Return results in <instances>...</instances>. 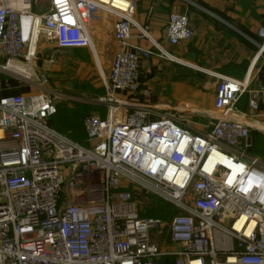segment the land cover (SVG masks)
Instances as JSON below:
<instances>
[{"label": "built area", "instance_id": "obj_1", "mask_svg": "<svg viewBox=\"0 0 264 264\" xmlns=\"http://www.w3.org/2000/svg\"><path fill=\"white\" fill-rule=\"evenodd\" d=\"M95 10L118 18L119 50L96 102L107 117L84 119V145L51 126L63 96L48 89L45 74L37 78L33 62L43 42L91 49ZM133 29L148 37L133 0H0V74L23 66L14 76L39 91L0 98V264H160L165 257L173 264H264V163L248 154L253 127L246 123L261 118L264 84L249 90L219 76L217 119L194 132L118 98L140 92L139 53L151 55L131 44ZM195 34L186 14L170 15L171 46ZM258 36L264 40V28ZM245 94L249 113L237 109ZM136 191L169 209L143 217ZM165 229L174 254L162 249Z\"/></svg>", "mask_w": 264, "mask_h": 264}, {"label": "crops", "instance_id": "obj_2", "mask_svg": "<svg viewBox=\"0 0 264 264\" xmlns=\"http://www.w3.org/2000/svg\"><path fill=\"white\" fill-rule=\"evenodd\" d=\"M135 19L147 33L144 37L133 29L131 44L150 52L141 56V90L135 95L121 93L119 99L132 104L149 106L159 114L171 115L194 132H206L215 121V99L219 76H226L244 83L249 90L264 84V52L260 48L264 40L258 33L264 28V0H133ZM116 7L122 8L120 2ZM172 14H186L195 31V37L179 46H171L166 39V28ZM118 18L102 10L90 14L87 31L92 41L91 49L61 50L54 43H41L37 56L43 52L45 60L36 56L33 62L35 75L45 74L55 64L59 54L79 52L92 54L90 65L94 72L106 77L119 50L114 39V27ZM166 52L173 61L162 56ZM196 70V71H195ZM198 70V71H197ZM101 77V76H100ZM102 79V77H101ZM77 84V82H75ZM50 84V83H49ZM48 89L61 94L58 110L64 109L68 116L81 121L90 114L107 117L104 106L98 105L101 95L91 94L82 98L59 92L52 84ZM39 91L19 78L0 74V98L9 96L29 97ZM249 96L243 95L237 109L249 113ZM257 120L246 119L252 125L250 143L253 148L249 156L258 157L264 163V98L257 103ZM85 115V116H83ZM83 116V117H82ZM85 142V139L84 141ZM82 144V143H81ZM254 149V150H253ZM164 253H176L178 247L162 239ZM163 243L164 246H163ZM173 257L162 258L160 264H173Z\"/></svg>", "mask_w": 264, "mask_h": 264}, {"label": "rangeland", "instance_id": "obj_3", "mask_svg": "<svg viewBox=\"0 0 264 264\" xmlns=\"http://www.w3.org/2000/svg\"><path fill=\"white\" fill-rule=\"evenodd\" d=\"M42 56H44L43 60H45L46 56L43 52H41V54L37 56L39 61L42 59ZM82 60L90 63L92 60V54L73 51L57 55L55 58L56 63L53 64V66L51 65V70L47 72L49 83L51 85L53 84L59 92L74 97L82 98L83 95L88 97L91 94L101 95L102 97L104 94L102 80L104 81V78L106 77L101 71L98 74L91 69L92 67L90 65L81 63ZM170 60L173 61V59ZM1 62L2 61L0 60V63ZM8 75L10 77L16 78L14 75ZM75 82H77V84ZM75 122L76 119H74L73 116L68 117L67 123L74 124ZM72 131L77 134H82L81 127L75 128ZM135 201L137 203L139 212L143 217L155 218L161 215V211L164 210L165 213L170 207L167 203L160 200L154 198H144L139 191L135 192ZM164 233L165 236L163 238L166 239V229L164 230ZM164 244L165 243H163V246Z\"/></svg>", "mask_w": 264, "mask_h": 264}, {"label": "trees", "instance_id": "obj_4", "mask_svg": "<svg viewBox=\"0 0 264 264\" xmlns=\"http://www.w3.org/2000/svg\"><path fill=\"white\" fill-rule=\"evenodd\" d=\"M68 117H69L68 112L66 110H64V109L58 110L57 115L55 117H53L50 124L57 131H59L61 134L69 137L70 139H72L75 142H79V143L84 144L83 141L85 139V134H84L83 130L81 131L82 134H77V133L72 131L75 128L82 127L81 121L76 120V122L74 124L73 123H67ZM250 152H251V149H250ZM163 213H164V210L161 211V215L157 216V217H162L164 215ZM157 217H155V218H157Z\"/></svg>", "mask_w": 264, "mask_h": 264}, {"label": "bare ground", "instance_id": "obj_5", "mask_svg": "<svg viewBox=\"0 0 264 264\" xmlns=\"http://www.w3.org/2000/svg\"><path fill=\"white\" fill-rule=\"evenodd\" d=\"M10 67L11 68H9V70L7 71V73H10V74H13V75H16V76L22 75L23 72H26L27 71L23 66H20V65H17V64H11ZM14 69L16 70V72H15Z\"/></svg>", "mask_w": 264, "mask_h": 264}]
</instances>
